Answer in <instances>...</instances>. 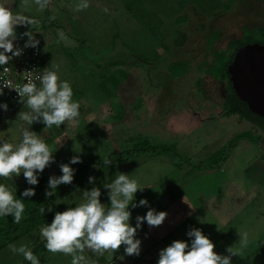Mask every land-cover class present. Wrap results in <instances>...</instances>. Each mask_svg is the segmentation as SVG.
<instances>
[{"label": "rangeland", "instance_id": "1", "mask_svg": "<svg viewBox=\"0 0 264 264\" xmlns=\"http://www.w3.org/2000/svg\"><path fill=\"white\" fill-rule=\"evenodd\" d=\"M86 3L88 7L83 8ZM0 4L14 15L36 21L16 26L13 42L29 40L24 35L28 32L34 40H45L46 70L58 71L60 81L72 88L73 102L80 105L76 121L47 128L42 116L31 125L18 119L20 112L31 111L25 103L10 127L0 130V144L18 145L25 129L36 133L53 150L50 167L57 174L65 164L111 161L127 152L175 146L176 160L141 155L117 163L118 174L136 179L141 187L134 200L149 194L147 189L166 186L174 193L185 192L179 202L224 204L229 208L226 217L233 214L234 221L224 230L226 234L230 227L235 231L233 248L246 251L250 264H264V135L237 116L222 117L226 85L205 78L207 65H200L213 63L215 54L227 49L228 41L242 38L245 30L264 27V0H41L44 8L35 0H0ZM218 31V42L205 48ZM181 32L189 39L179 48ZM176 61L182 63L170 69ZM191 67L190 75H179ZM93 97L105 102L106 110L91 118L84 101ZM245 133L263 136L254 145L251 140H239ZM74 157L80 163H71ZM209 165L215 169H208ZM72 169L71 184L55 190L49 184L42 187L56 213L78 206L85 192L98 189L97 176L90 170ZM97 179L104 188L99 190L100 202L106 203L108 180ZM112 181L109 177V184ZM25 183L23 173L0 177V184L13 193L15 184ZM48 192L55 194L48 196ZM244 234L248 243L241 247ZM17 235L19 239L9 245L16 249L26 245L40 264H72L79 256L84 257L79 264L111 260L109 253L99 256L86 247L68 255L49 252L40 230L25 228ZM9 245L0 250V264H31Z\"/></svg>", "mask_w": 264, "mask_h": 264}, {"label": "clouds", "instance_id": "2", "mask_svg": "<svg viewBox=\"0 0 264 264\" xmlns=\"http://www.w3.org/2000/svg\"><path fill=\"white\" fill-rule=\"evenodd\" d=\"M40 5L41 0H35ZM49 2V0H48ZM81 8L80 6H78ZM88 7L87 3L82 6ZM36 23L13 12L0 4V65H7L11 57L7 53L20 56L19 50L14 51L13 39L16 36L15 28L18 25H31ZM24 35L29 37L26 47H35L39 42L34 40L30 32ZM53 68L58 66L53 63ZM7 67L4 72H8ZM27 82L17 85L15 90L19 97L27 98V107L30 112H20L18 119L31 125L39 116L47 128L53 125L59 127L65 122L69 124L79 117L80 105L73 102V91L67 81L61 82L58 71L45 70L42 76L36 77L40 81V87L33 81L30 75L26 77ZM23 102V99L21 100ZM7 109V105L4 106ZM33 113L37 115H33ZM53 150L36 133L23 131L22 141L18 145L9 142L0 144V177L5 179L21 173L29 184L38 183L36 173L43 172L52 162ZM107 163L108 159L103 158ZM71 163H80L78 157H74ZM63 175L59 178H51L49 187L55 190L58 185L71 184L73 181V169L68 165H61ZM111 189L110 207L106 208L100 202L99 189L84 193V202L76 207H69L64 212H57L54 221L40 229L42 238L46 241V249L52 253L73 254L77 250L83 252L85 247L94 252L118 251L122 245L128 256L138 255L140 241L135 239L137 228L146 220L149 226H160L165 221L167 213H156L154 210L147 212L144 217H137V227L129 223L131 213L128 211L130 203L134 200L137 191L141 190L138 181L130 179L127 175L117 174L113 183L106 184ZM54 192H48L51 196ZM24 196L35 195L34 190L29 189L23 193ZM146 200H141L140 205H146ZM25 210L24 202L18 199L13 191L5 184H0V216L12 214L14 223H20ZM39 211L44 213L45 209L40 206ZM51 211V208H49ZM192 238L191 246L181 240L174 241L170 246L160 253L158 264H231V256L237 255L233 247H228L229 256L222 257L215 251V245L207 238L201 230L194 229L188 233ZM247 235H242L241 247H246ZM13 251H18L31 264H40L37 256L26 246L16 249L9 245ZM83 256L75 257L72 264H79Z\"/></svg>", "mask_w": 264, "mask_h": 264}, {"label": "crops", "instance_id": "3", "mask_svg": "<svg viewBox=\"0 0 264 264\" xmlns=\"http://www.w3.org/2000/svg\"><path fill=\"white\" fill-rule=\"evenodd\" d=\"M203 29H205V26L203 27ZM181 33L184 34V32ZM215 36H217V39L214 41V43L218 42L219 40V36H220L219 31L216 32L213 37ZM186 37H187L186 40L187 42L189 38L187 35ZM214 43L211 44V41H207L205 48L208 46H212ZM176 47L179 46L176 45ZM218 53L219 52L215 54L213 63H206V62L200 63V65H204V64L207 65L206 67L207 74L205 78H208L209 76L212 77L210 75V70L211 67L215 64L216 55ZM175 63H182V62L176 61ZM172 64L174 63H171V65ZM200 65H198V67ZM188 66L190 67V65ZM47 67H48V63H47ZM191 69L192 67L188 69V72L184 75V77L190 75ZM205 78L203 80H205ZM198 82L201 81L199 80ZM217 82L219 81L217 80ZM84 103L87 105L89 109L91 118L94 113L98 114L100 113L99 111L106 110L105 102L103 103L99 102L98 99L96 100L94 99V97L91 98V100H85ZM236 119L238 121H241L239 117ZM12 121L13 119L7 122L6 124L0 126V130H3V128L6 129L10 127V122ZM158 158L159 160H161V158L163 157L162 156L150 157V159H154V160ZM53 163L54 162H50V164L47 166L46 169L48 173L47 178L49 180L51 178L61 177V173H62L61 171L60 173L57 174L56 170L51 168ZM121 163L122 161H120L119 164ZM119 164H117V171L115 172V174H113L112 172L113 170L109 172V164L105 166L100 164H94L90 166L87 170L88 171L90 170L91 174L96 175L97 177L100 176L103 177V179L106 178L108 180L107 184H109V177L111 178V180L117 178ZM75 166L76 165H74V167ZM174 166L176 165L174 164ZM12 177L16 178L15 175H13ZM97 177H96V181H97L98 189L103 190L104 188H101V184L97 179ZM147 191L149 192V194L143 193V197H140L139 200H133L130 203L128 211L129 212L135 211L136 213L130 212L131 218L129 223L131 224L132 227H137V217L146 216L147 212L150 210H154L156 213L166 212L167 216L165 221L162 223V225L153 227V226H149L147 221L145 220L137 228V234L135 236V239L141 242L138 255H132V256L126 255L125 253L126 246L124 245H122L121 248L115 252L106 251L103 252L102 254L98 252L99 256L105 253L106 254L109 253V256H111V260L109 261V264H118V263L136 264L137 261H139L138 264H158L161 251L167 248L168 246H170L174 241L176 240L185 241L189 243V246H191L192 238L188 236V233L194 229L201 230L202 233L213 242V244L215 245V251L218 255L222 257L230 255L227 252V248L233 247V243L235 242V239H237V236L235 231L231 227L229 228L227 234L226 232H224L227 226H229V224L234 221L232 219L233 216L232 213H230L228 217H226V214L229 213V208H226L224 204L211 203V202H206L201 204H197L194 202H185V203L179 202L178 200L181 199V195L185 194V192L181 191L179 193L176 192L174 193L170 189V187H166V186H164L162 189L155 191H153V189L150 188L147 189ZM109 193L110 191L108 188L107 195L105 197L106 203H104L101 200V204L105 205L106 208L110 207V198L108 196ZM188 199H190V197H187V200ZM141 200H146L148 203L146 205H140ZM199 210L202 211L201 214L198 213ZM132 214H136V215H132ZM234 251H236L237 255L231 256V264H250V262L247 261L248 253L246 251H243L241 249H237V250L234 249Z\"/></svg>", "mask_w": 264, "mask_h": 264}, {"label": "trees", "instance_id": "4", "mask_svg": "<svg viewBox=\"0 0 264 264\" xmlns=\"http://www.w3.org/2000/svg\"><path fill=\"white\" fill-rule=\"evenodd\" d=\"M258 35L257 38L251 35ZM183 37L179 42H177V46L182 47L187 37L183 34ZM217 39V36L213 37L211 40V44ZM259 43L264 45V27H257L250 30H245L243 32V36L240 39L230 40L228 43V48L219 52L216 55L215 64L211 67L210 75L218 80L221 84H225V98H224V113L223 117H231L238 116L241 121H246L252 124L258 131H261L264 135V118L259 115L254 114L247 103L242 101L240 97L236 94L233 89L231 83V76L228 73V67L232 64L235 54L241 47H244L249 44ZM222 63V65H220ZM179 63H174L170 66V69L175 70ZM174 72V71H173ZM188 70L181 71L179 75L184 76ZM263 135L254 136L245 133L240 135L239 140H251L254 145H257L261 140ZM253 139V140H252ZM234 146V142L230 145ZM175 146L169 147H150L144 150H138L133 152H127L124 155H121L118 158H115L109 163H105L102 161L91 160L89 162H85L82 164H78L75 167L78 168L80 172L86 171L90 166L94 164L100 165H111L113 167V174L117 171V163L133 156H141V155H150L151 157H159V156H167L176 160ZM226 160V155L222 162ZM178 166V164H176ZM179 167V166H178ZM208 169H215V165L207 166ZM200 169V168H198ZM37 175L38 183L36 185H32L29 183H25L20 186L15 184L12 188L15 189L14 195L22 200L25 205V210L23 213V217L20 223H14V216L12 214H8L7 216H0V250L7 247L9 244L16 242L19 239L17 233L25 229L27 232H32L34 230L39 231L42 227L50 225L53 218H55V209L53 203L43 194L42 187L45 184H49V179L44 175ZM32 189L35 192L33 196H24L23 193L26 190ZM40 206H43L45 211L43 214L39 211ZM51 208V211H49ZM35 252V251H34ZM34 254V253H33Z\"/></svg>", "mask_w": 264, "mask_h": 264}, {"label": "built area", "instance_id": "5", "mask_svg": "<svg viewBox=\"0 0 264 264\" xmlns=\"http://www.w3.org/2000/svg\"><path fill=\"white\" fill-rule=\"evenodd\" d=\"M35 41L39 42L35 47L25 46L29 40L14 41V51L19 50L21 55L15 56L12 53H7L11 59L7 65H3L0 69V126L14 119L19 107L26 103L27 98L19 97L15 88L17 85L27 82V75H30L37 87H40V81L36 77L42 76L47 69V46L42 39ZM5 67L9 69L8 72H4ZM22 99L23 102H21ZM5 105H7V109H5ZM46 168L43 172L38 171L36 174L44 175ZM86 249L91 250L87 247Z\"/></svg>", "mask_w": 264, "mask_h": 264}, {"label": "water", "instance_id": "6", "mask_svg": "<svg viewBox=\"0 0 264 264\" xmlns=\"http://www.w3.org/2000/svg\"><path fill=\"white\" fill-rule=\"evenodd\" d=\"M228 73L236 94L254 114L264 118V45L238 49Z\"/></svg>", "mask_w": 264, "mask_h": 264}]
</instances>
